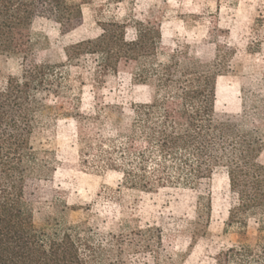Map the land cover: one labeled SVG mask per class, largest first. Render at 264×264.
<instances>
[{"label":"trees","instance_id":"trees-1","mask_svg":"<svg viewBox=\"0 0 264 264\" xmlns=\"http://www.w3.org/2000/svg\"><path fill=\"white\" fill-rule=\"evenodd\" d=\"M39 18L54 20L68 32L83 23L82 2L0 0V55L20 56L25 63L20 77H9L0 87V264H127L122 233L102 235L83 223L59 220L40 227L35 221L37 189L56 171L55 153L37 146L35 134L59 114L52 110V98L56 109L75 108L72 69L84 68L85 57L93 63L98 85L108 74L126 72L150 89V99L134 105L130 118L106 104L94 114L75 115L83 164L118 171L124 184L147 192L194 186L225 169L237 195L228 224L243 231L254 217L259 226L254 243L219 252L215 264H264V165L259 162L264 113H252L243 98L241 115L217 116V81L229 65L228 45V51L217 46L213 59L190 49L164 59L157 20L136 21L131 39L124 22L109 20L98 37L64 49L67 63L40 62L33 36ZM83 77L81 72L78 79ZM210 214L208 204L197 224H207ZM133 233L130 249L141 241L150 247L153 236L163 243L161 227Z\"/></svg>","mask_w":264,"mask_h":264},{"label":"rangeland","instance_id":"rangeland-1","mask_svg":"<svg viewBox=\"0 0 264 264\" xmlns=\"http://www.w3.org/2000/svg\"><path fill=\"white\" fill-rule=\"evenodd\" d=\"M75 1L82 2L80 26L63 32L54 20L35 21L33 36L38 61L67 63L64 49L98 37L103 22H124L131 39L135 36L136 21L157 20L162 30L161 58L190 49L201 50L200 56L213 59L217 46L228 51V45L229 65L217 81L219 118L241 115L243 98L252 113H264V0ZM82 62L86 63L84 68L72 69L74 91L70 97L77 96L75 108L65 105L56 109L52 98V110L59 114H53L35 134V144L52 150L56 156L55 173L37 189L36 224L42 227L59 220L83 223L102 235L122 233L126 235L127 264H215L219 252L241 243H254L259 226L256 218L249 217L243 231L228 224L229 210L237 204V195L231 191L223 168L194 186H169L147 192L124 184L118 171L83 164L74 116L94 114L98 106L106 104L117 106V114L123 112L130 118L134 105L149 101L150 89L134 82L126 72L108 74L98 85L93 79L90 57ZM24 65L20 56L0 55V87L9 77H20ZM81 72L84 77L78 79ZM65 110L72 113L63 115ZM260 130L263 148L259 162L264 165V122ZM208 204L209 221L198 225L199 215ZM149 226L161 227L163 243L159 244L153 236L148 237L150 247L141 241L138 247L130 249V239L135 238L133 231Z\"/></svg>","mask_w":264,"mask_h":264}]
</instances>
